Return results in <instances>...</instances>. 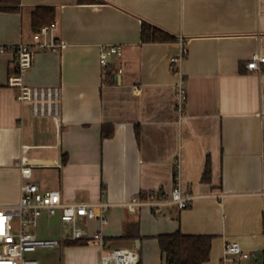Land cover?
<instances>
[{
    "label": "crops",
    "instance_id": "crops-1",
    "mask_svg": "<svg viewBox=\"0 0 264 264\" xmlns=\"http://www.w3.org/2000/svg\"><path fill=\"white\" fill-rule=\"evenodd\" d=\"M40 6L55 9L64 46L34 48L24 81L61 86V116L35 117L18 101L8 84L18 59L0 52V205L20 199L26 159L34 180L48 189L45 174L66 201L112 203L105 248L137 250L141 264H166L158 236L178 230L212 238L203 264H218L232 240L264 258V72L246 66L264 56V0H20L0 10V46L33 44ZM143 22L187 42L182 114L169 61L178 41L143 42ZM104 44L122 47L106 69ZM178 162L190 208L122 205L139 192L170 193ZM69 231L62 264H101L99 245L65 244Z\"/></svg>",
    "mask_w": 264,
    "mask_h": 264
},
{
    "label": "built area",
    "instance_id": "built-area-1",
    "mask_svg": "<svg viewBox=\"0 0 264 264\" xmlns=\"http://www.w3.org/2000/svg\"><path fill=\"white\" fill-rule=\"evenodd\" d=\"M57 22L44 25L36 31L33 44L18 43L1 45L0 52H12L18 59L17 71L8 79V84L17 90V99L21 104L30 105L32 114L38 118L52 117L58 120L61 116L62 87L59 85H31L24 81V74L33 62L34 48L40 51L59 52L64 43L54 31ZM179 53L169 59L172 71L179 76L177 83V110L180 114L186 109L188 93L186 79L182 74L181 64L188 54L187 42L178 39ZM120 44H104L100 50V64L104 69L109 64V57L119 53ZM264 56L254 54L246 66L251 71L264 72ZM137 89V86H135ZM22 175L21 196L13 204L0 205V264H41L29 254L39 248H54L62 245L58 238L40 237L33 230L45 215L59 216L62 222L69 224L70 231L66 236L73 242L83 241L99 245L102 249L101 264H138L139 253L130 248L106 249L105 231L109 225V202H70L63 198L57 188L44 189L34 180L33 167L23 159L18 163ZM195 196L184 191L180 176V163L176 164L174 186L170 193L153 191L139 192L124 202L129 211L138 208H149L159 212L164 207H175L184 210L192 206ZM89 219H97L98 228L92 230L87 224ZM218 264H264V258L256 252L245 249L237 240L227 241Z\"/></svg>",
    "mask_w": 264,
    "mask_h": 264
},
{
    "label": "trees",
    "instance_id": "trees-1",
    "mask_svg": "<svg viewBox=\"0 0 264 264\" xmlns=\"http://www.w3.org/2000/svg\"><path fill=\"white\" fill-rule=\"evenodd\" d=\"M99 2L100 0H93ZM20 0H0V10H17ZM55 20V9L51 6H40L33 14V23L36 31L44 25H50ZM141 39L143 42H171L178 38L148 22L142 23ZM109 134H112L111 132ZM65 157V155H64ZM65 162V158H64ZM206 170V174H207ZM124 237H131L127 233ZM139 237V236H138ZM160 246L165 254L166 264H203L209 260L211 237L207 235H190L178 230L173 233L158 236ZM83 241L72 242L66 240L65 244H83ZM138 264H141L139 260Z\"/></svg>",
    "mask_w": 264,
    "mask_h": 264
},
{
    "label": "rangeland",
    "instance_id": "rangeland-1",
    "mask_svg": "<svg viewBox=\"0 0 264 264\" xmlns=\"http://www.w3.org/2000/svg\"><path fill=\"white\" fill-rule=\"evenodd\" d=\"M41 180L43 181L42 184L46 187H53L47 186L49 185V179L46 177L45 174L39 175ZM70 228L69 224L62 222L59 219V216H49L45 214L39 221L37 227L34 228V232L37 233L40 237H49V238H58L63 239L66 232ZM63 243L59 247L54 248H39L36 252L30 253V257L37 258L41 264H62L63 258Z\"/></svg>",
    "mask_w": 264,
    "mask_h": 264
},
{
    "label": "water",
    "instance_id": "water-1",
    "mask_svg": "<svg viewBox=\"0 0 264 264\" xmlns=\"http://www.w3.org/2000/svg\"><path fill=\"white\" fill-rule=\"evenodd\" d=\"M35 164H46L47 162L44 160H33ZM139 243V240L137 241Z\"/></svg>",
    "mask_w": 264,
    "mask_h": 264
}]
</instances>
